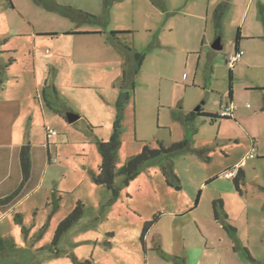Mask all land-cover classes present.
Segmentation results:
<instances>
[{
  "label": "rangeland",
  "instance_id": "374dc122",
  "mask_svg": "<svg viewBox=\"0 0 264 264\" xmlns=\"http://www.w3.org/2000/svg\"><path fill=\"white\" fill-rule=\"evenodd\" d=\"M237 28L244 53L230 66ZM230 70L236 119L186 124L197 106L228 101ZM125 93L117 168L144 144L190 145L128 183L116 175L115 196L93 174ZM263 106L264 0H0V173L13 190L18 151L30 146V177L0 214V264H264ZM45 125L56 130L48 141ZM252 142L237 190L223 173ZM78 203L82 214L55 241Z\"/></svg>",
  "mask_w": 264,
  "mask_h": 264
},
{
  "label": "trees",
  "instance_id": "16d2710c",
  "mask_svg": "<svg viewBox=\"0 0 264 264\" xmlns=\"http://www.w3.org/2000/svg\"><path fill=\"white\" fill-rule=\"evenodd\" d=\"M106 8V7H105ZM63 12L67 14V10L63 7L60 8ZM107 8L105 9V11ZM217 11V10H216ZM215 11V13H216ZM217 14V13H216ZM85 17L94 18V16L90 13L85 12ZM219 27V22H216V28ZM91 31H80L79 33H88ZM120 30L111 31L112 35L120 33ZM74 33V32H73ZM242 38L240 33V28H237L236 34L234 37V50L239 49L240 39ZM136 58L139 62V65L142 61V56L136 54ZM228 100L232 101L233 99V86H232V71L230 70L229 74V83H228ZM128 99V94H122L116 101V116L112 125V132L108 139H100L98 141V149L101 155V163L98 168V172L93 174V180L97 184L104 185L106 188L112 190L113 194L116 196L117 187L114 184V178L116 175L122 176L123 182L128 183L130 179L135 177L141 165L145 162L154 159L162 154L171 153L178 150L185 149L190 145V138H183L180 141L173 142L167 147L163 146L162 143H159L158 147H151L149 144H144L142 150L131 156L122 166L119 168L116 167V161L118 157V150L121 144L120 133H121V120L123 117V109H124V101ZM264 109V106L262 107ZM203 117L208 119L211 123L215 122L218 119H230V116H221L218 112H210L205 111L201 106L198 110H191L190 112L183 115L184 121L186 124H190L194 121L195 117ZM195 129L191 130V133H194ZM29 150L30 146L27 145L20 150V164L22 177L17 185V187L8 195L0 198V206L7 207L11 203L17 200L25 183L28 181L30 177V161H29ZM244 179V172L241 168L238 169L236 176L233 178L234 186L237 190H240V182ZM219 207L222 211V201L221 199H216L213 203L214 216L218 218ZM82 214V205L78 203L58 224L54 240L56 241L59 236L66 231ZM225 215V214H224ZM226 217V215H225ZM230 230H234L233 227L228 225ZM247 256L252 259L249 251L246 249Z\"/></svg>",
  "mask_w": 264,
  "mask_h": 264
},
{
  "label": "crops",
  "instance_id": "0c3cea01",
  "mask_svg": "<svg viewBox=\"0 0 264 264\" xmlns=\"http://www.w3.org/2000/svg\"><path fill=\"white\" fill-rule=\"evenodd\" d=\"M249 1H251V2H249ZM253 2V0H248V4H251ZM261 5V4H260ZM219 9V6L218 5H216L214 8H213V11L215 12V10H218ZM262 9V8H261ZM208 12H207V16H208V14H209V7H208ZM212 13V12H211ZM215 15H216V13H215ZM208 18V17H207ZM216 20H215V18H213V21H212V23H213V36H215L216 37V35H217V30H219V28H220V23H219V27L218 28H216V22H215ZM216 30H215V29ZM81 29H73V31H76V32H78V31H80ZM81 31H92V32H94L93 34H97V33H102V31L100 30V29H82ZM75 34V33H74ZM87 34H89V33H87ZM207 42H208V40L206 39V35H204L203 36V38L201 39V45L202 46H206L207 45ZM160 44V45H162V41H161V39L159 38L158 39V42H157V44ZM241 47V42H240V44H239V48ZM193 51H196V50H193ZM201 52H202V49H201V51L199 50V57L201 56ZM196 82V79H194V84H197V83H195ZM197 85H199V84H197ZM199 86H202L203 88H204V82H200V85ZM206 89V88H205ZM232 102H233V99H232ZM220 105H221V103H220ZM200 106V105H199ZM202 107V106H201ZM203 108V107H202ZM205 111H210V112H219V111H214V110H212V109H209V108H203ZM195 110V109H194ZM236 110H237V107H236V105H235V109H234V112H233V116H232V118H234V119H236V117H235V112H236ZM18 159H19V168H20V171H21V164H20V150L18 151ZM0 162H3V152H0ZM237 162H235L234 163V165L236 164ZM6 164V163H5ZM1 166V165H0ZM9 175V171L6 169V171H1V173H0V198H2V197H4V196H6V195H8V194H10L12 191H13V189H12V187H8V186H6V184H5V182H6V180H7V176ZM21 177H22V171H21ZM21 180V179H20ZM20 182V181H19ZM19 198V197H18ZM17 198V199H18ZM15 202V201H14ZM11 207V204L10 205H8L7 207H1L0 206V214H3V213H5L9 208Z\"/></svg>",
  "mask_w": 264,
  "mask_h": 264
},
{
  "label": "built area",
  "instance_id": "2783aa9c",
  "mask_svg": "<svg viewBox=\"0 0 264 264\" xmlns=\"http://www.w3.org/2000/svg\"><path fill=\"white\" fill-rule=\"evenodd\" d=\"M244 51L243 49L239 48L237 50H234L233 53L229 54L227 58V62L230 64V66H233L235 63L241 60V57L243 55ZM235 109V105L232 101H226L224 104L221 103L219 115L221 116H233V112ZM56 134V130L51 128L49 125H45V136L46 140L48 141ZM255 152V144L252 142L250 150L242 157V159L236 163V165L231 168L230 170H227L223 173L224 177L226 178H234L237 174V171L239 168H241L242 165H244L246 159L254 157Z\"/></svg>",
  "mask_w": 264,
  "mask_h": 264
},
{
  "label": "water",
  "instance_id": "95a60500",
  "mask_svg": "<svg viewBox=\"0 0 264 264\" xmlns=\"http://www.w3.org/2000/svg\"><path fill=\"white\" fill-rule=\"evenodd\" d=\"M213 47H214V48H219V47H220V45H219V41H218V40L214 43ZM199 107H200V106H197V107L195 108V110H198ZM77 118H78V115H77V114H74V113H72V112L67 113V119H68V121L72 122V121L76 120Z\"/></svg>",
  "mask_w": 264,
  "mask_h": 264
}]
</instances>
